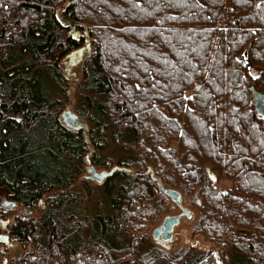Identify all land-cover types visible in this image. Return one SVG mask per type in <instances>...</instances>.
Segmentation results:
<instances>
[{"label":"trees","instance_id":"16d2710c","mask_svg":"<svg viewBox=\"0 0 264 264\" xmlns=\"http://www.w3.org/2000/svg\"><path fill=\"white\" fill-rule=\"evenodd\" d=\"M254 92L264 0H0V222L6 193L26 212L7 227L30 249L18 264H264ZM68 102L87 129L64 123ZM111 141L127 155H104ZM90 166L121 170L98 184ZM158 180L217 253L155 245L173 205Z\"/></svg>","mask_w":264,"mask_h":264},{"label":"rangeland","instance_id":"374dc122","mask_svg":"<svg viewBox=\"0 0 264 264\" xmlns=\"http://www.w3.org/2000/svg\"><path fill=\"white\" fill-rule=\"evenodd\" d=\"M83 47H85V46H83ZM68 63H70V59L67 58V60L65 61L64 65H63V72H65L66 76L69 78V81H70L69 83L71 86L72 83H74V79H76V78L80 79L81 78L82 66L79 63H75L72 66H70L69 68H67ZM66 111H72L73 113H75L74 110L70 108L69 102L66 104L65 108L63 109V113ZM104 155L111 156L115 159H118L121 156L127 155V153L121 152V150H119V148L111 141L109 144V147L106 149ZM97 171L102 172L100 169H97ZM229 184H230L229 182H226L224 180H221L219 182V185L222 188H227L229 186ZM168 189H170V188H168ZM172 190H174V189H172ZM12 203H14V202L9 200L6 196V193H5L3 196V200L1 202L2 206L5 207L6 209H10L9 207H11ZM183 203H184V200H183ZM171 206L172 207H171L170 211H168L166 213V215L163 217V219H161V221L159 222V225H157V227H159L163 223V221L166 217H173V216H177V215L181 214L182 211L179 208H177L175 204H173ZM183 207L191 213H194L196 211L195 208L189 209L185 205H183ZM10 210L14 211L13 215L10 217L6 216V218L0 222V227H1L0 236H8L9 237L7 227L9 226L10 222L13 220L14 215H20V214L26 213L24 210L17 207V205L13 209H10ZM34 216H37V214H35ZM192 222H193L192 219H187L186 217L183 218L181 220L180 226L177 227L175 230L173 241L167 246H162L161 244L154 242L153 239H152V241L155 243L156 246L161 247L162 249H164L167 252H175L183 246L190 247L191 244H193V245L196 244L195 246H196L197 250H199L200 253H203L206 255L207 253H209L210 249H212L213 250L212 254H215V252L218 249L215 248V251H214V247L211 245V243L206 241L203 236H196L194 238L190 237V235L192 234V227H193ZM155 228L156 227H154L151 231V238H152V232ZM188 237L190 238V241H191L189 243H188L189 240H187ZM29 250L30 249H25L22 245H20L18 242L14 241L13 239H10L8 243H0V264H4L5 262H7L8 264H18V261L22 257H24L26 254L29 253ZM3 260H5V262ZM121 264H137V263L131 259H125V260H123V262Z\"/></svg>","mask_w":264,"mask_h":264},{"label":"water","instance_id":"95a60500","mask_svg":"<svg viewBox=\"0 0 264 264\" xmlns=\"http://www.w3.org/2000/svg\"><path fill=\"white\" fill-rule=\"evenodd\" d=\"M86 36V45L85 47L79 49L78 51L72 53L68 59H70V63H68L67 68L72 66L75 63H80L84 59L85 55L90 53L91 51V43L88 37V34L85 33ZM254 106L257 113V116L260 119L264 120V93L254 92ZM64 123L73 130L78 129H87V125L80 119V117L73 113L72 111H66L62 115ZM119 168H114L111 171H102L98 172L94 167L90 166L87 168L89 173L88 179L98 184L104 183L109 177L113 176ZM148 172H151V169H148ZM161 191L164 195H166L170 201L176 205L182 212L181 214L173 217H166L163 223L154 229L152 232V239L154 241H160L163 244H168L173 241L174 233L177 227L180 226L181 220L183 218L192 219V213L186 210L183 207L182 203V195L178 191L172 189H166L162 182L158 180ZM16 206L15 203L11 204L10 209H13ZM8 236H0V243H8ZM218 264H222L219 255L216 254Z\"/></svg>","mask_w":264,"mask_h":264},{"label":"flooded vegetation","instance_id":"af4514ba","mask_svg":"<svg viewBox=\"0 0 264 264\" xmlns=\"http://www.w3.org/2000/svg\"><path fill=\"white\" fill-rule=\"evenodd\" d=\"M157 228V227H156ZM154 231V230H153ZM9 240H10V238H9ZM154 242H156V243H159V244H161L162 246H167V245H169L170 243H168V244H163V243H161L160 241H154Z\"/></svg>","mask_w":264,"mask_h":264}]
</instances>
